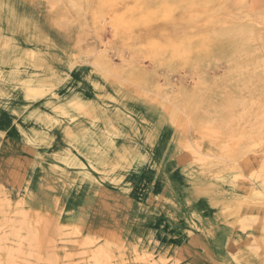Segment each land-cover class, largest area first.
<instances>
[{
	"label": "rangeland",
	"instance_id": "374dc122",
	"mask_svg": "<svg viewBox=\"0 0 264 264\" xmlns=\"http://www.w3.org/2000/svg\"><path fill=\"white\" fill-rule=\"evenodd\" d=\"M0 44V110L21 117L36 159L0 172V264H192L63 218L76 183L131 185L168 125L182 176L239 196L223 207L232 258L264 260V0H0ZM86 75L98 98L74 91ZM164 194L132 208L175 216Z\"/></svg>",
	"mask_w": 264,
	"mask_h": 264
},
{
	"label": "crops",
	"instance_id": "0c3cea01",
	"mask_svg": "<svg viewBox=\"0 0 264 264\" xmlns=\"http://www.w3.org/2000/svg\"><path fill=\"white\" fill-rule=\"evenodd\" d=\"M77 90L98 98L97 93L89 86L87 75L76 80L74 91ZM48 108L51 112L50 107ZM113 114L116 116L115 111ZM19 122V115L0 110V172L10 173L15 170L16 161L36 160L23 149ZM175 133L169 125L160 132L157 144L146 150L150 157L145 166L138 169L135 178L131 179V185H118L109 181L99 182V185L76 183L74 186L78 189L69 191L61 202L65 203L68 212L63 218L81 222L84 233L106 235L108 232H116L129 241L142 236L146 243L153 237L166 248L176 247L192 264H245V261L236 262L228 250L229 239L237 236L236 232L239 230L232 225L235 217L223 214L226 203L236 206L238 194L229 185L202 180L197 182L183 177L180 172L182 165L177 157ZM144 138L146 139V135ZM117 158L123 164L127 163L125 156L119 155ZM47 161L49 163H45L49 168L55 165L53 160ZM153 163L156 165L153 166ZM36 176L39 178L34 175L35 180ZM0 185L6 186L4 182H0ZM157 191H164L165 196L179 202V213L170 216L164 211L155 214L147 212L148 210H133L136 202L142 201V196L147 200L150 193ZM108 204L112 208H108ZM173 218L180 220L176 222ZM154 242L153 239L150 243L154 245ZM243 253L247 254L245 251ZM263 261L259 264H263Z\"/></svg>",
	"mask_w": 264,
	"mask_h": 264
},
{
	"label": "bare ground",
	"instance_id": "6f19581e",
	"mask_svg": "<svg viewBox=\"0 0 264 264\" xmlns=\"http://www.w3.org/2000/svg\"><path fill=\"white\" fill-rule=\"evenodd\" d=\"M28 21V19L24 16L23 17V19H22V23H26ZM27 24V23H26ZM10 27L13 29V28H15V21H14V18L10 21ZM1 44H0V49H1ZM24 51L25 49H23V48H21L20 47V45H17V44H12V45H7V47L5 48V52H7V54H10V53H13V52H15L17 55H19L18 54V52L19 51ZM1 51V50H0ZM24 52H26V55L28 56V53H27V51H24ZM38 53H40V51H36L35 53H32V56H33V62L34 63H36V62H38V56H39V54ZM23 54V53H22ZM19 76H23V74H19ZM19 76H18V78H19ZM79 99L78 100H80V99H82L80 96H77ZM83 102H84V100H83ZM74 104H75V102H74ZM79 104V103H78ZM78 104H75V105H78ZM72 105V104H71ZM237 255H238V258H245V256L242 254V253H238L237 252Z\"/></svg>",
	"mask_w": 264,
	"mask_h": 264
}]
</instances>
